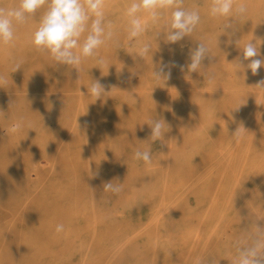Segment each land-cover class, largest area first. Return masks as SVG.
Masks as SVG:
<instances>
[{"label":"rangeland","instance_id":"rangeland-1","mask_svg":"<svg viewBox=\"0 0 264 264\" xmlns=\"http://www.w3.org/2000/svg\"><path fill=\"white\" fill-rule=\"evenodd\" d=\"M129 2L105 0L119 45H102L78 69L36 49L32 20L18 26L17 49L0 56V264H139L134 257L84 256L109 242L108 231L133 229L152 215L155 224L188 226L189 259L197 243L203 257L236 264L248 232L264 228V69L254 76L237 60L249 41L264 54V0H235L248 10L234 36L223 31L227 18L210 15L211 0H183L201 22L167 46L155 39L162 22H149L147 33L128 40ZM145 43L150 51L140 58ZM199 43L209 57L192 72L188 53ZM161 61L171 67L170 79L154 74ZM93 80L106 86L99 99L90 91ZM155 120L162 135L153 141ZM231 134L237 140L230 155L238 156L232 178L220 155ZM137 150L149 151L151 162L137 160ZM166 173L177 182L166 185ZM108 182L121 191L104 188Z\"/></svg>","mask_w":264,"mask_h":264},{"label":"clouds","instance_id":"clouds-1","mask_svg":"<svg viewBox=\"0 0 264 264\" xmlns=\"http://www.w3.org/2000/svg\"><path fill=\"white\" fill-rule=\"evenodd\" d=\"M183 0H130L126 5L128 40L134 41L147 33L149 22H162L160 31L155 33V39L163 40L164 44L174 45L184 37L193 33L201 22V15L197 8H185ZM235 0H211L210 15L225 17L223 31L234 36L237 24L247 12V5H235ZM43 9L39 18L38 27L31 35V42L38 51L50 53L59 65H68L78 69L82 62L98 55L97 50L106 43L119 45V39L112 31V24L106 19L105 0H18V4L0 6V45H12L16 41L17 28L33 19L38 11ZM83 38V41L81 42ZM238 41L235 43L238 45ZM231 44L232 41L229 40ZM238 64L256 76L264 69V54L256 44L249 41L243 49L240 48ZM150 51V44L145 43L139 55ZM209 52L203 43L189 50L188 59L192 72L202 67L203 61L208 58ZM103 63L102 58L99 60ZM172 66L175 64L172 62ZM20 69L17 64L15 70ZM157 76L171 77V67L161 61L154 72ZM264 87V79L259 82ZM90 91L99 99L106 92V86L98 80L91 81ZM21 125L14 126L19 128ZM164 134V133H163ZM151 138L159 140L162 135V124L155 120L151 127ZM137 160L151 162L149 151L135 152ZM104 188L119 193L121 188L111 182ZM63 223L56 226L57 233L63 232ZM256 232H248L249 243L238 247L236 264H264V228L256 226Z\"/></svg>","mask_w":264,"mask_h":264},{"label":"bare ground","instance_id":"bare-ground-1","mask_svg":"<svg viewBox=\"0 0 264 264\" xmlns=\"http://www.w3.org/2000/svg\"><path fill=\"white\" fill-rule=\"evenodd\" d=\"M17 3H18V0H0V6L3 4L8 5V4H17ZM36 16H37V14L33 17L32 21L39 24ZM110 19H112V18H110ZM178 43L179 42H177V44H175V45H178ZM13 47L16 49L18 47L17 45H15V42L12 45H0V56L6 55L7 53L11 52L10 48H13ZM173 47H176V46H173ZM173 49H175V48H173ZM57 68H58V66H57ZM263 74H264V70H263ZM217 92L222 93V88L220 87L219 90H217ZM258 93H259V91H258ZM258 93H256V95ZM260 94H261V92H260ZM255 99L256 98H254V100ZM220 100H221V98H220ZM257 101H258V99H257ZM256 102L253 101L252 103L254 104ZM258 104L256 105V108H257ZM249 105H251V104H249ZM259 107H261V106H259ZM251 108H252V105H251ZM248 109H249V106H248ZM250 109L248 111H250ZM257 111L258 110H256V112ZM247 113H249V112H247ZM250 113H252V112H250ZM259 113H261V112H259ZM253 114H255V113L253 112ZM253 114H252V116H253L252 118H255L257 115L254 117ZM252 118H251V120H252ZM243 120H245V119H243ZM251 130H253V129H251ZM251 130H249V131H251ZM228 133H232V132H228ZM235 139L236 138L233 137V134H231L230 138H228V141H229L228 147L224 148L220 144L221 159H222L223 163L225 162L228 165V171H231L230 172V178H232L235 174V170H236V166H237L236 162L238 160V156H231L230 155V149L232 148V146H234V143H236L235 141L237 140V139L236 140ZM185 150L189 151L190 148L186 147ZM222 162L220 161V173L218 174L220 176V180L222 179V175H223V164H222ZM185 164L188 165V167L191 165L190 161L185 162ZM217 178H219V177H217ZM163 180H164V182H166L165 183L166 185H169L170 183H176L177 182V175L172 174V173H166L164 175ZM148 181L150 183L155 181V174H153V172L148 176ZM203 182L205 184H208L209 183L208 177L204 176ZM136 196H138V193L136 194ZM171 214H172V212H171ZM92 220H94V219H92ZM157 220H158L157 217L152 215V216H148L145 220H143V221L147 222L146 224L140 223V224L134 226L133 229L129 230V228H123L122 230L118 231L117 233L108 231L107 238L109 239V242L105 243L104 241H102L101 243L98 244L96 249H87L84 258L89 259V258H93V257H118L117 259L120 260V259H124V257H134L133 259L135 261H137L139 264H164L166 262L168 264H170V263L176 261V259L178 261L182 262L183 264H206V262H205L206 259H210L207 264H217V260L213 259L215 257H203L202 256V255H204L203 250H202L204 245H202V244L194 243V245L192 247V249H193L192 257L190 259H189V257H187V252L189 251V244H188V240H187L188 239V226L187 225H185V224L184 225L183 224H181V225H177V224H168V225L155 224L156 223L155 221H157ZM166 220L172 221V216L167 218ZM159 226L163 227V232H159V230H158ZM201 231H202V229L199 226H196L194 228V232H197L196 233L197 236H200ZM73 251H74V249H73ZM209 254L214 255L215 250L214 249L210 250V252H208V255ZM62 257H69V256L64 254V255H62ZM110 259H112L115 262L117 261L116 259H113V258H110ZM81 264H83V262ZM106 264H108V263L106 262Z\"/></svg>","mask_w":264,"mask_h":264}]
</instances>
